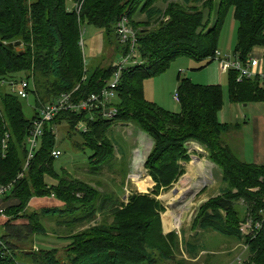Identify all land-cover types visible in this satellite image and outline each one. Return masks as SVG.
Instances as JSON below:
<instances>
[{
  "label": "trees",
  "instance_id": "16d2710c",
  "mask_svg": "<svg viewBox=\"0 0 264 264\" xmlns=\"http://www.w3.org/2000/svg\"><path fill=\"white\" fill-rule=\"evenodd\" d=\"M66 1L0 0V83L17 84L23 80L17 77L23 71L39 76L24 78L29 83L28 94L35 98L30 119L25 117L17 95H0V185H10L3 197L4 217H0L2 237L10 254L1 257L0 264H19L18 245L42 233V228L33 223L38 214H27L25 210L31 199L51 195L64 207H45L39 215L69 217L63 225L71 230L59 236L67 241L62 256L57 255V249H41L27 255L33 264H158L172 259L178 248L177 234L162 231L163 209L159 202L146 194L130 195L124 203L74 179L59 178L57 184H47V176L58 177L52 152L57 149L55 127L61 122L67 124L69 138L78 135L82 139L74 145L82 153L90 151L87 163L95 169L113 155L109 129L115 124L138 126L153 142L145 167L155 183L154 193L170 188L184 174L183 164L190 160L186 143L201 144L221 171L225 187L220 189L219 197L200 206L193 223L199 229L242 242L247 256L235 264H264V164L240 161L224 141L223 135L239 125L218 119L223 106L221 86L198 85L178 76L179 113L146 101L143 90L146 79L166 70L178 57L207 60L206 65L213 62L222 18L229 7H233L238 22L234 58L247 62L254 47H264V0H218L211 25L209 17L215 0H166L163 9L155 6L158 0H84L79 16L66 10ZM136 13H145L147 18L136 21ZM162 14L167 17L165 21L152 30L146 27L154 15ZM123 16L131 19L129 24L136 32L141 63L122 70L116 99L109 104L115 108L114 114L104 115L102 109L59 112L44 123L27 162V138L40 108L76 86L71 100L85 99L99 92L116 71L113 63L96 67L87 76L79 42L76 47L78 23L101 29L106 40L114 31L116 54L120 56L128 50L116 33V23ZM15 41L20 42L22 50L8 46ZM228 73L231 100L264 103V75L239 78L237 70L228 69ZM78 123L86 129H78ZM106 213L112 221L97 222V215ZM20 218L27 222H15ZM247 218L260 222L261 227L242 233L240 226ZM185 244L193 254L195 246Z\"/></svg>",
  "mask_w": 264,
  "mask_h": 264
},
{
  "label": "rangeland",
  "instance_id": "374dc122",
  "mask_svg": "<svg viewBox=\"0 0 264 264\" xmlns=\"http://www.w3.org/2000/svg\"><path fill=\"white\" fill-rule=\"evenodd\" d=\"M170 1L180 2L181 0ZM83 2L84 0H67L65 3L66 10L68 12L74 11L76 16H79ZM217 2L218 0H215V6L209 17V25L215 21ZM165 3L166 0H158L155 2V6L163 9ZM146 18L145 13H136L133 16V19L141 22ZM166 18L164 14L159 17L154 15L146 27L151 30L155 29L159 25L158 23L165 21ZM130 20L128 23L131 22ZM222 23L218 34L216 58L213 62L206 65L207 60L185 56L176 58L170 62L166 70L144 81V97L146 101L157 105L163 110L179 113L181 104L173 98L179 84L178 76L180 79H187L198 85L219 84L223 90V106L218 113V119L220 122L232 125L238 124L240 127L231 129L230 132L223 135V139L232 147L233 152L245 154V158H242L241 155L237 157L240 161L247 162V153L252 152L251 133L253 131L257 132L258 137L264 140L261 133V129L264 127V103H249L246 105L231 100L228 91L229 73L228 70L221 69L219 59H234L238 22L234 18L233 7L228 8L224 18H222ZM142 25H139L140 28H142ZM77 30L79 41L76 40V47L78 42L82 41L83 45L80 48L87 76L96 67H106L120 61V56L116 54L114 31L109 35L107 41L101 29L86 22L78 23ZM30 74L28 71H23L18 73L17 77L18 79H24ZM31 77L35 79L39 76L31 74ZM10 84L9 81L0 83V95L4 92L12 93ZM36 87L41 91L39 86ZM116 96L112 99V102L116 99ZM34 99L32 94H29L26 98H20L23 113L29 119L35 111ZM257 117L259 120H254ZM251 126L255 130H252ZM67 132L68 127L65 122H61L55 127L56 147L61 151V155L56 157L54 162V170L58 177L47 176V184H57L59 178L68 181L74 179L96 188L104 196L117 198L124 203H127L128 197L135 193L146 194L159 202V207H161V210L163 209L162 211L160 208L158 209L159 212L161 211L162 231L164 234L169 232L177 234L179 243L178 248L173 252L174 257L161 260L158 264H235L238 257H240V261L246 258L247 249L242 242L239 243L236 240L225 238L212 230L199 229L192 221L198 215L200 206L210 199L219 197L221 194L220 189L223 186L225 187L221 180V171L209 159L207 151L201 144L197 142L186 143L190 160L184 163L183 166L184 173L188 174V177L182 176L170 188L161 189L159 192L154 193L155 183L145 167V161L153 142L138 126L131 123L115 124L109 129L108 138L111 143L113 142V155L108 162L96 169L91 168L87 163L90 151L86 150L82 153L74 145V141L81 143L82 139L78 135L73 136L71 139L68 137ZM197 160L202 163L200 168H196L198 166ZM10 201L12 200L9 199ZM237 202L241 203V201ZM45 207L62 208L64 204L54 198L53 195L31 199L25 212L27 214H38V218L36 217L33 223L42 228V233L33 234L26 242L18 245L19 250L17 251L16 261L20 264L25 261L32 263L27 255L41 249H57V255L62 256L67 241L60 240L59 236L66 235L71 230L63 225L65 224L64 220H68L69 217H43L39 215L40 210ZM103 216V214H98L97 222L103 219L108 220V222L112 221L107 213ZM62 221L63 223H61ZM15 222L26 223L27 219L20 218ZM185 243L195 246L196 250L193 254H190Z\"/></svg>",
  "mask_w": 264,
  "mask_h": 264
},
{
  "label": "built area",
  "instance_id": "2783aa9c",
  "mask_svg": "<svg viewBox=\"0 0 264 264\" xmlns=\"http://www.w3.org/2000/svg\"><path fill=\"white\" fill-rule=\"evenodd\" d=\"M128 18L126 16L121 17V19L116 23V33L119 37L120 43L127 47V51L124 54L120 55V61L115 62L116 71L113 73L111 78L106 81L103 88L97 92L90 94L87 98L82 99L78 102H73L71 100V93L74 91L77 86L68 93H63L61 96L50 104L44 105L38 111V116L33 121L32 129L27 138L28 143V160L33 156V151L37 146L38 139L41 136L42 128L45 122L50 121L55 115H57L61 111H70V112H92L95 110L102 109L104 115H112L115 112V108L113 106H109L112 102V99L116 96V86L120 80L121 72L124 68L136 64H140L141 61L138 59V53L136 50L137 37L136 32L131 29V26L128 23ZM80 46L83 45L82 41L79 42ZM221 69L228 70L234 69L239 73V78L241 77H255V76H263L264 75V66L262 61L257 57H250L247 62L242 63L237 58L233 60L230 59H219ZM128 64V66H126ZM85 76L82 77L84 79ZM12 93L17 95L19 98H26L28 94L27 88H29V83L23 79L19 81L17 84H12ZM174 100L176 102L179 101V96L177 93L174 94ZM106 110H108L106 112ZM77 128L81 130H85L86 127L82 123L77 124ZM61 153L60 150H54L52 155L54 157L59 156ZM27 164V163H26ZM10 189V185L4 186L0 185V217H4L3 211V197L6 192ZM261 227L260 222H253L251 218H247V220L241 224L240 230L244 234H248L251 232H255ZM10 254V249L7 246L5 240L2 237V229L0 227V258L5 255ZM240 257L237 258V261L240 262Z\"/></svg>",
  "mask_w": 264,
  "mask_h": 264
},
{
  "label": "crops",
  "instance_id": "0c3cea01",
  "mask_svg": "<svg viewBox=\"0 0 264 264\" xmlns=\"http://www.w3.org/2000/svg\"><path fill=\"white\" fill-rule=\"evenodd\" d=\"M251 56H254V57L259 58L262 61V64L264 66V61H263V57H264V47H260V46L254 47L252 49ZM248 104H246V105H248ZM255 118H254V120H259L258 117H257V119H255ZM246 124L248 125V123H246ZM256 126H259V125H256ZM251 127H252V130H255V128L253 126H251ZM238 128H240V127H238ZM261 133H262V135L264 137V127L261 129ZM251 143H252L251 144L252 152L251 153H247V157H246L248 159L247 160V163H254V164H258V165L264 164V140H262L260 137H258V134L255 131H253V133H251ZM230 148L232 149L231 146H230ZM234 153L238 157H240V155H241L242 158L243 157L245 158V154H243V153H238L236 151ZM193 157H195V155H193ZM197 159L201 160L200 158H197ZM199 160H197L198 166L196 168H200L202 166V163ZM182 176L183 177H188V174L184 173ZM182 176L180 178H182ZM3 206H4V204H3ZM161 224H162V222H161ZM164 225L166 226V223ZM21 264H33V263H29V262L25 261V262H22Z\"/></svg>",
  "mask_w": 264,
  "mask_h": 264
},
{
  "label": "water",
  "instance_id": "95a60500",
  "mask_svg": "<svg viewBox=\"0 0 264 264\" xmlns=\"http://www.w3.org/2000/svg\"><path fill=\"white\" fill-rule=\"evenodd\" d=\"M8 46L9 47H17V49H22V46L20 45V42L19 41H15V42H13V43H9L8 44ZM108 110H106V112H107Z\"/></svg>",
  "mask_w": 264,
  "mask_h": 264
}]
</instances>
